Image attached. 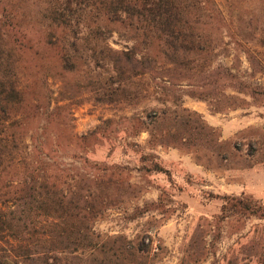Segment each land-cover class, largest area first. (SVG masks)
I'll use <instances>...</instances> for the list:
<instances>
[{
  "label": "rangeland",
  "instance_id": "rangeland-1",
  "mask_svg": "<svg viewBox=\"0 0 264 264\" xmlns=\"http://www.w3.org/2000/svg\"><path fill=\"white\" fill-rule=\"evenodd\" d=\"M51 1L0 0V12L39 52L17 56L28 99L43 98L25 126L54 145L72 194L81 174L90 181L95 213L69 221L82 234L36 236L51 253L21 256L5 236L0 264H264V220L221 215L224 197L264 204V0H156L166 28L188 23L171 41L180 50L155 62L142 29L102 26L66 67L45 42ZM102 1L78 0L81 35L102 22ZM121 1L141 11L146 0Z\"/></svg>",
  "mask_w": 264,
  "mask_h": 264
},
{
  "label": "trees",
  "instance_id": "trees-1",
  "mask_svg": "<svg viewBox=\"0 0 264 264\" xmlns=\"http://www.w3.org/2000/svg\"><path fill=\"white\" fill-rule=\"evenodd\" d=\"M155 2L159 1L151 3L146 0L141 11H136L130 3L103 0L100 3L102 22L98 21L95 28H90L89 35L84 36L80 33V24L88 5L81 8L78 0H66L65 4L57 6L52 0L45 16L50 29L45 37L46 45L57 49L56 55L63 65L72 66L76 58L72 49L77 52L81 42L88 44L89 37L95 36L99 28L127 25L140 28L143 36L157 40L156 62L162 54H166L163 49L180 50L172 46L171 41L183 35V31L186 34V30L182 29L188 23L182 22L180 16L166 28L163 22L167 18V5L160 8ZM7 10L4 6L0 12V239L5 240V236L15 239L18 246L11 245L10 248L28 257L54 251L53 247H40L33 243L36 236L46 237V243L54 238L82 234V229L78 225L70 227L69 221L75 219L83 224L88 215L95 213V209L88 201L90 192L93 194L90 181L81 174L75 181L77 192L72 194L70 181L73 178L70 179L56 161L54 145L41 140L38 131L32 132L25 126L30 118L38 119L36 116L43 98L33 95L28 99L24 89L31 84L21 81L17 56L21 53L35 56L39 52L33 37ZM94 16L100 18L91 14L89 20ZM58 27L63 29L62 35H56ZM59 44L61 48H58ZM151 60L140 62L141 67L151 68ZM114 70L117 75L125 73L118 65ZM52 116L49 115L50 118ZM102 183L103 177L95 181L98 187ZM221 215L223 218L238 216L264 220V204L248 196L224 197ZM61 224L62 228L59 227ZM83 234L86 237L82 240L88 241L89 234L85 231Z\"/></svg>",
  "mask_w": 264,
  "mask_h": 264
}]
</instances>
